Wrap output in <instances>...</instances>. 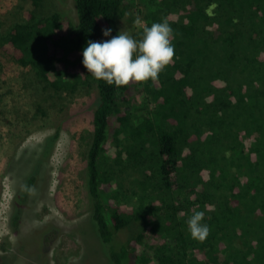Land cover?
I'll return each mask as SVG.
<instances>
[{"label":"trees","instance_id":"obj_1","mask_svg":"<svg viewBox=\"0 0 264 264\" xmlns=\"http://www.w3.org/2000/svg\"><path fill=\"white\" fill-rule=\"evenodd\" d=\"M26 1L0 31V60L58 95L93 88L87 226L105 263L264 264V0H149L145 26L167 20L174 57L157 80L120 88L88 75L81 53L111 38L102 28L119 33L126 0H72L74 19ZM58 137L24 151L34 161L17 180L23 195H38ZM196 211L210 228L202 242L187 231Z\"/></svg>","mask_w":264,"mask_h":264},{"label":"rangeland","instance_id":"obj_2","mask_svg":"<svg viewBox=\"0 0 264 264\" xmlns=\"http://www.w3.org/2000/svg\"><path fill=\"white\" fill-rule=\"evenodd\" d=\"M43 2L41 14L59 12L74 19L72 0ZM126 2L128 10L119 20L118 30L139 39L149 0ZM29 6L26 0H0V31L16 19L14 13L28 10ZM0 63V264H106L105 254L98 250L87 226L90 201L85 167L92 132L93 88L58 95L42 87L18 63L5 58ZM56 130L59 137L47 158L38 195L36 189L23 195L26 189L20 191L17 180L23 182L30 175L34 161L27 160L24 151H30ZM18 162H30L28 169H17ZM16 190L17 198L23 197L16 205L17 236L10 225ZM41 225H49L43 247Z\"/></svg>","mask_w":264,"mask_h":264},{"label":"clouds","instance_id":"obj_3","mask_svg":"<svg viewBox=\"0 0 264 264\" xmlns=\"http://www.w3.org/2000/svg\"><path fill=\"white\" fill-rule=\"evenodd\" d=\"M139 22V21H137ZM112 28L101 29L100 41L88 40L82 49V65L88 75L109 86L120 88L129 83L155 81L174 57L173 29L167 20L153 22L142 29L139 39L119 31L112 36ZM204 220V212L196 211L186 221L190 238L202 242L210 228Z\"/></svg>","mask_w":264,"mask_h":264}]
</instances>
